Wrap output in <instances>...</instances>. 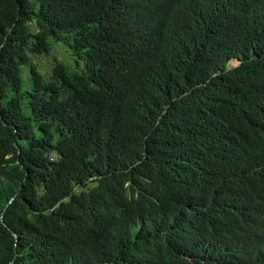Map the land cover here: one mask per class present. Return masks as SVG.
<instances>
[{"label": "trees", "instance_id": "obj_1", "mask_svg": "<svg viewBox=\"0 0 264 264\" xmlns=\"http://www.w3.org/2000/svg\"><path fill=\"white\" fill-rule=\"evenodd\" d=\"M38 2L0 0V264H264V0ZM51 40L86 67L22 90Z\"/></svg>", "mask_w": 264, "mask_h": 264}, {"label": "rangeland", "instance_id": "obj_2", "mask_svg": "<svg viewBox=\"0 0 264 264\" xmlns=\"http://www.w3.org/2000/svg\"><path fill=\"white\" fill-rule=\"evenodd\" d=\"M32 3L39 6L38 0H31ZM62 63L65 65L70 72L81 73L86 67L85 62L82 60L80 53L70 47L64 42L50 41V50L47 53L41 55H30L29 62L22 67L21 71V85L22 90L32 88L34 83V75L32 70L36 71L42 76L44 81H47L51 74L55 63ZM239 64L232 61L228 68L234 69Z\"/></svg>", "mask_w": 264, "mask_h": 264}, {"label": "water", "instance_id": "obj_3", "mask_svg": "<svg viewBox=\"0 0 264 264\" xmlns=\"http://www.w3.org/2000/svg\"><path fill=\"white\" fill-rule=\"evenodd\" d=\"M15 201V199L13 200V202ZM11 205V204H10ZM9 208V207H8ZM7 208V209H8ZM7 209H6V211H7ZM6 211H5V213L3 214V216H2V221H3V223H4V225L7 227V225H6V223H5V215H6ZM15 235V234H14ZM16 236V235H15Z\"/></svg>", "mask_w": 264, "mask_h": 264}, {"label": "clouds", "instance_id": "obj_4", "mask_svg": "<svg viewBox=\"0 0 264 264\" xmlns=\"http://www.w3.org/2000/svg\"><path fill=\"white\" fill-rule=\"evenodd\" d=\"M232 61H236V62L239 64V66L241 65L240 61H238V60H232ZM232 61H231V62H232ZM231 62H230V63H231ZM230 63H229V64H230ZM229 64H228V66H229ZM239 66H238V67H239ZM238 67H236V68H238ZM236 68H234V69H236ZM228 70H230V69L228 68ZM231 70H233V69H231Z\"/></svg>", "mask_w": 264, "mask_h": 264}]
</instances>
